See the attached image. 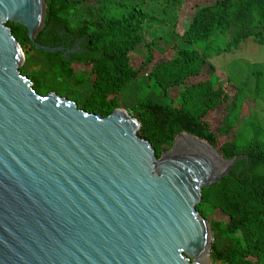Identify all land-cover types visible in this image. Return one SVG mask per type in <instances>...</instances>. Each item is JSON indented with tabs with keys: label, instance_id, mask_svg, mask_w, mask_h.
Here are the masks:
<instances>
[{
	"label": "water",
	"instance_id": "water-1",
	"mask_svg": "<svg viewBox=\"0 0 264 264\" xmlns=\"http://www.w3.org/2000/svg\"><path fill=\"white\" fill-rule=\"evenodd\" d=\"M46 0H0V264H209L202 192L227 176L223 160L193 136L158 158L122 109L102 118L21 74L37 50ZM209 247V248H208Z\"/></svg>",
	"mask_w": 264,
	"mask_h": 264
},
{
	"label": "trees",
	"instance_id": "trees-1",
	"mask_svg": "<svg viewBox=\"0 0 264 264\" xmlns=\"http://www.w3.org/2000/svg\"><path fill=\"white\" fill-rule=\"evenodd\" d=\"M46 2V21L37 43L64 51L78 43L80 49L37 50L26 28L8 23L25 54L21 74L31 80L34 90L40 96L54 93L67 98L85 113L102 118L116 109L127 111L118 95L142 75L166 95L177 91V106L171 96L165 104L144 99L127 111L140 124L139 137L158 158L187 134L209 144L223 160H236L227 176L203 189L196 209L211 225L212 264H264V131L251 122L236 131L241 114L238 121L229 120L237 109L236 97L228 87L217 85L209 61L250 39L264 47V0H219L197 11L182 40L168 33V42L162 35L148 44L154 18L135 6L113 0ZM81 11L85 16L79 15ZM230 32V40L215 42ZM144 45L146 59L136 69L131 58ZM167 50L172 58H167ZM155 51L165 53L157 64ZM81 88L86 96L79 103L72 95ZM222 111L216 125L212 116Z\"/></svg>",
	"mask_w": 264,
	"mask_h": 264
},
{
	"label": "rangeland",
	"instance_id": "rangeland-1",
	"mask_svg": "<svg viewBox=\"0 0 264 264\" xmlns=\"http://www.w3.org/2000/svg\"><path fill=\"white\" fill-rule=\"evenodd\" d=\"M113 1H121L124 4L135 6L154 18L153 26L146 38V43L148 44L156 37L162 35L165 36L163 42H168L170 39L168 33L176 34L177 41L182 40L184 33L189 29L197 11L204 7L213 6L219 0ZM79 15L85 16V11H81ZM231 38L232 35L230 32L227 36L220 35L219 38L215 39V42H219L220 40L227 42ZM141 50L142 52L132 55L131 58V65L136 69L146 59L144 56V52L146 51L145 45L141 47ZM166 56L167 58L173 57L171 50L166 51ZM153 57L157 64L164 59L165 53L155 51ZM209 61L214 79L218 83L217 85L228 87L230 92L234 93L233 98L236 97L237 109L229 118L230 121L236 122L239 119V114H241V121H239L236 131L244 130L245 125L249 122L258 124L264 131V76L259 78L256 75L259 72L264 74V47L250 39L230 53L214 54ZM85 88L87 89V87ZM174 92L178 93L172 89L169 90L167 95L164 94L163 91L142 75L138 80L128 84L118 95V98L121 107L127 111L144 99H151L165 104L169 102L171 96L176 100L175 106H177L179 105L177 102L178 98ZM72 96L75 98V101L79 102L85 98L86 90L81 88ZM247 100L251 103L248 104ZM127 111L125 112L129 115ZM222 116H224V111L212 116V121L216 125H219ZM248 135L251 137L252 132L250 131ZM212 243L213 237L210 240L209 252H211ZM209 264L212 263L210 262Z\"/></svg>",
	"mask_w": 264,
	"mask_h": 264
},
{
	"label": "flooded vegetation",
	"instance_id": "flooded-vegetation-1",
	"mask_svg": "<svg viewBox=\"0 0 264 264\" xmlns=\"http://www.w3.org/2000/svg\"><path fill=\"white\" fill-rule=\"evenodd\" d=\"M80 47L78 45V43H74L73 44V49H68V50H78L79 51Z\"/></svg>",
	"mask_w": 264,
	"mask_h": 264
},
{
	"label": "bare ground",
	"instance_id": "bare-ground-1",
	"mask_svg": "<svg viewBox=\"0 0 264 264\" xmlns=\"http://www.w3.org/2000/svg\"><path fill=\"white\" fill-rule=\"evenodd\" d=\"M209 247H210V244H209ZM209 247H208V248H209ZM208 251H209V250H208Z\"/></svg>",
	"mask_w": 264,
	"mask_h": 264
},
{
	"label": "clouds",
	"instance_id": "clouds-1",
	"mask_svg": "<svg viewBox=\"0 0 264 264\" xmlns=\"http://www.w3.org/2000/svg\"><path fill=\"white\" fill-rule=\"evenodd\" d=\"M182 136V135H181ZM209 145V144H208Z\"/></svg>",
	"mask_w": 264,
	"mask_h": 264
}]
</instances>
